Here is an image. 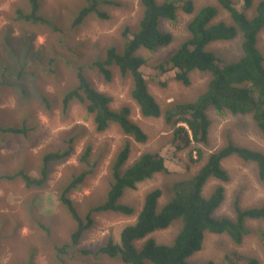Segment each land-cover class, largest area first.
Wrapping results in <instances>:
<instances>
[{
    "label": "rangeland",
    "instance_id": "obj_1",
    "mask_svg": "<svg viewBox=\"0 0 264 264\" xmlns=\"http://www.w3.org/2000/svg\"><path fill=\"white\" fill-rule=\"evenodd\" d=\"M98 1V0H97ZM99 4L81 24L72 26L76 14L87 7L90 0H39L38 15L50 25L37 24L30 28L25 21H14L16 11L30 13L27 0H0V264H123L97 254L109 241L119 243L123 228L132 225L147 192L160 189L161 208L168 202L170 187L175 181L193 175L205 163L207 156L232 142L235 146L264 152V136L257 130L250 116L231 115L227 111L206 112L210 122L207 144L201 146L204 157L199 164L189 160V151L174 153L171 129L162 118H143L130 98L131 79L122 77L110 67L111 79L102 78L93 63L105 58L109 48L121 50L125 30L129 34L138 27L141 8L138 0H109ZM162 3L166 0H156ZM180 6L187 0H171ZM194 13L184 14L180 8L174 21H161L160 30L171 34L172 43L152 52L138 50L135 55L143 59L141 72L149 93L161 110L170 105L193 102L205 92L209 75L192 72L189 85L175 80L174 74L161 75L157 66L168 59L188 37L187 24L202 7L217 6L216 0H189ZM260 0H253V9ZM237 6L241 3L234 0ZM96 13H104L101 18ZM230 24L225 11H219L214 22ZM129 38V36H128ZM241 36L225 42H215L206 50L226 63L236 62L241 56ZM257 49L263 57L264 33L258 36ZM83 71L86 79L99 93L110 99L109 106L118 110L130 109V119L147 136L145 144H137L124 136L112 124L107 131L96 133L92 117L82 104L72 101L62 112L60 95L73 88L75 71ZM45 98V100L43 99ZM26 131L11 132L10 127ZM128 143L130 154L123 166H132L144 153H159L168 172L155 175L139 184L135 190L125 189L118 202L133 209V214L105 212L93 216V224L83 231L78 243L69 247L57 259L54 247L69 244L75 222L68 210L59 203L58 195L73 177L92 167V173L83 184L69 194L80 216L104 202L110 181L112 161L122 146ZM90 147L87 165L80 162L86 147ZM68 156L47 164L45 181L40 185L26 184L19 172L29 181L39 180L47 155L63 153ZM228 173V183L208 181L202 191L207 198L218 187H224L225 196L213 217H234L235 202L241 209L258 207L264 202V180H259L254 165L230 157L222 162ZM48 228L44 231L41 227ZM180 220L168 229L147 238L157 244H169L180 230ZM248 234L240 246L225 235L205 234L200 252L187 259L190 264H222L223 256L236 251L263 262L259 233L264 234V222L247 221ZM143 242V241H142ZM142 242H139V247Z\"/></svg>",
    "mask_w": 264,
    "mask_h": 264
},
{
    "label": "trees",
    "instance_id": "obj_2",
    "mask_svg": "<svg viewBox=\"0 0 264 264\" xmlns=\"http://www.w3.org/2000/svg\"><path fill=\"white\" fill-rule=\"evenodd\" d=\"M30 13L23 14L16 11L14 21H25L30 28L37 24L50 25L38 15L39 0H27ZM99 4L109 0H98ZM97 0H90L87 7L82 8L73 19L72 26H77L96 11ZM216 0L217 6H205L199 9L187 24L189 37L181 43L179 48L166 60L160 62L157 69L161 75L174 74L175 80L189 85V75L200 72L209 75L205 92L193 102L170 105L161 110L155 99L149 93L148 85L140 68L143 59L135 53L144 49L152 52L159 47L172 43L171 34L163 33L159 26L161 21H174L178 9L186 14L194 13L193 3L189 0L180 6L171 0L158 3L156 0H138L141 17L138 27L131 34L125 30V42L121 50L109 48L105 58L93 63L99 75L106 81L111 79L109 68L115 67L122 77L131 79L130 98L136 104L139 114L143 118H162L165 125L171 129L170 146L174 153L189 151V160L199 164L203 157L201 146L207 144L208 126L210 124L206 112L209 108L215 111H227L231 115L250 116L257 130L264 136V66L263 57L257 49L258 36L264 33V0L253 7V0ZM219 11H225L230 24L223 21L214 22ZM104 18V13H96ZM241 36L242 56L233 63L215 57L206 50L207 46L215 42H225ZM129 36V38H128ZM73 88L60 95L62 112H66L72 101L82 104L88 115L92 117L96 133H103L114 124L121 133L137 144H145L147 136L130 119V109L122 106L118 110L110 108V99L97 92L86 79L83 71H75ZM45 100V98H43ZM2 130V129H1ZM11 132H22L21 129ZM90 147H86L80 162L87 165ZM71 149L63 153L47 155L41 170L39 180L29 181V177L19 172L15 176H8L9 181L21 177L26 184L40 185L45 181L47 164L68 156ZM130 146L125 143L116 153L110 167V181L104 202L92 207L85 216H80L69 194L83 184L93 169L88 168L63 187L58 195L59 203L65 207L75 222V229L70 234L69 244L54 247L58 253L57 259L66 254L69 247L75 246L83 231L93 224V216L105 212L120 213L126 216L133 214V209L118 202L125 189L135 190L137 186L155 175L168 172L165 159L157 152L144 153L129 168L123 169L128 160ZM235 157L244 163L255 166L258 179L264 180V152H256L247 148L235 146L227 142L219 150L211 152L205 163L190 177L172 183L168 202L161 208L158 201L162 196L160 189L147 192L142 207L135 222L122 229L119 243L109 241L99 249L97 254L105 255L109 259H117L123 264H190L187 259L200 252L205 234L225 235L236 246L243 243L248 234L247 221L264 222V202L249 209H241L235 202L234 217L214 218L213 214L221 205L225 196L224 187H216L212 193L204 198L202 191L210 180L221 183L229 182L228 173L222 168V162ZM180 220L181 227L175 238L169 244H157L149 235L168 229L174 222ZM40 227L44 231L48 228ZM260 245L263 250L264 262V234L259 233ZM143 241V242H142ZM142 242L138 247L137 244ZM206 264H214L208 262ZM222 264H260L256 258L247 257L236 251L227 252Z\"/></svg>",
    "mask_w": 264,
    "mask_h": 264
},
{
    "label": "crops",
    "instance_id": "obj_3",
    "mask_svg": "<svg viewBox=\"0 0 264 264\" xmlns=\"http://www.w3.org/2000/svg\"><path fill=\"white\" fill-rule=\"evenodd\" d=\"M1 129H3V128L0 127V130H1ZM9 129H12V130L21 129L22 131H23V130L26 131V129H23V126H22V127H19V128H17V127H10ZM9 129H8V130H9ZM15 133H17V132H15ZM0 197H2V195H0Z\"/></svg>",
    "mask_w": 264,
    "mask_h": 264
}]
</instances>
